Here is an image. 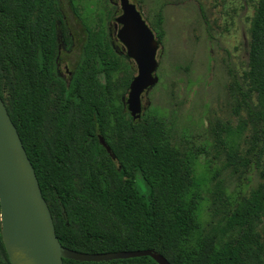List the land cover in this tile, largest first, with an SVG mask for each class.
<instances>
[{"label":"trees","instance_id":"16d2710c","mask_svg":"<svg viewBox=\"0 0 264 264\" xmlns=\"http://www.w3.org/2000/svg\"><path fill=\"white\" fill-rule=\"evenodd\" d=\"M164 19L160 7L150 23L160 42ZM67 32L59 0H0V95L60 242L87 253L153 249L171 264H264V182L248 195L226 194L220 235L204 234L194 162L172 144L164 118L147 111L134 120L127 109L136 74L128 56L108 32L87 27L80 61L65 80L58 68ZM249 34L248 67L233 75L251 126L246 151L233 158L240 187L264 161V0H256ZM0 264H11L1 223ZM64 264L159 263L140 256Z\"/></svg>","mask_w":264,"mask_h":264},{"label":"rangeland","instance_id":"374dc122","mask_svg":"<svg viewBox=\"0 0 264 264\" xmlns=\"http://www.w3.org/2000/svg\"><path fill=\"white\" fill-rule=\"evenodd\" d=\"M131 2L149 25L155 23L160 7L165 18V37L157 55L159 80L143 94L142 115L148 111L164 118L172 144L182 157L194 162V177L201 183L199 217L204 234L220 235L217 228L228 209L224 196L241 190L248 195L264 182V161L242 187L233 165L234 156L246 151L251 134L233 75L242 76L248 67L256 0ZM59 4L70 40L61 46L58 69L62 78L68 80L80 61L87 27L108 32L117 51L126 55L114 30V18L122 13L119 0H59ZM128 59L137 73L135 62ZM218 184L224 189L222 195ZM259 230L264 235V221Z\"/></svg>","mask_w":264,"mask_h":264},{"label":"water","instance_id":"95a60500","mask_svg":"<svg viewBox=\"0 0 264 264\" xmlns=\"http://www.w3.org/2000/svg\"><path fill=\"white\" fill-rule=\"evenodd\" d=\"M119 4L122 13L114 20L116 38L137 67L125 102L133 119L138 120L143 113V94L159 80L156 71L160 41L135 3L119 0ZM101 143L116 159L109 144L103 139ZM0 223L11 264H64V259L107 262L140 256L171 264L153 249L87 253L65 247L57 236L34 166L1 95Z\"/></svg>","mask_w":264,"mask_h":264},{"label":"flooded vegetation","instance_id":"af4514ba","mask_svg":"<svg viewBox=\"0 0 264 264\" xmlns=\"http://www.w3.org/2000/svg\"><path fill=\"white\" fill-rule=\"evenodd\" d=\"M116 17H117V16H116ZM116 17H115V18H116ZM115 18H114V20H115ZM114 30H115V28H114Z\"/></svg>","mask_w":264,"mask_h":264}]
</instances>
